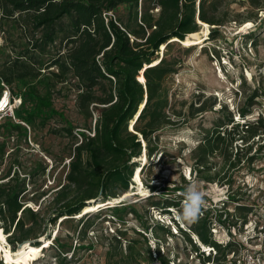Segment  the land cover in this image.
I'll use <instances>...</instances> for the list:
<instances>
[{"label": "rangeland", "instance_id": "obj_1", "mask_svg": "<svg viewBox=\"0 0 264 264\" xmlns=\"http://www.w3.org/2000/svg\"><path fill=\"white\" fill-rule=\"evenodd\" d=\"M207 1L218 24L198 22L196 32L203 44L188 46L172 39L158 52L173 69L163 78L164 112L171 123L153 133L151 144L156 150L149 158L142 142L143 158L133 160L144 168L132 178L131 193L92 202L80 213L49 224L50 240L38 238L44 241L39 248H44L31 263L24 247L32 237L12 248L10 233L0 228V264H160L159 253L168 264H264V0ZM114 14L125 18V7L120 5ZM38 34L29 26L23 31L12 18L0 17V70ZM68 47L57 40L49 51L59 48L65 53ZM52 71L55 65L26 78L48 98L47 107L33 112L34 103L23 104L19 95L8 94L9 103L0 111V182L16 173L25 177L22 202L42 222L53 212L49 201L65 183L80 133L92 135L97 116L92 105L90 115L77 107L80 89L73 75L60 80ZM1 85L0 98L9 93L6 84ZM10 88L25 89L17 80ZM5 101L6 96L0 106ZM247 124L252 125L253 135L243 132ZM233 128L244 139L235 135L232 142L234 152L235 147L244 149L237 155L239 162L230 156L225 140L207 157V171H191L202 137L220 132L229 139ZM202 175H209L211 181ZM193 181L204 192L206 203L202 215L189 223L178 213L182 193ZM23 217L28 226L32 216ZM192 227L206 230L218 249L202 244Z\"/></svg>", "mask_w": 264, "mask_h": 264}, {"label": "trees", "instance_id": "obj_2", "mask_svg": "<svg viewBox=\"0 0 264 264\" xmlns=\"http://www.w3.org/2000/svg\"><path fill=\"white\" fill-rule=\"evenodd\" d=\"M196 1L0 0V17L12 18L23 31L29 26L39 33L36 37L32 35L28 47L19 56L8 59L0 70V93L4 82L10 96L19 95L23 104L34 103L31 111L47 107L48 98L41 96L26 78L38 76L42 68L55 65L52 76L65 80L71 73L77 80L80 89L77 107L88 115L91 105L97 110L93 134L80 133V141L70 153L65 183L52 195L49 203L54 208L46 221L38 220L39 214L22 202L25 177L16 173L15 177L0 182V228L10 233L12 248L32 237L31 244L24 247L29 263L43 251L44 246L40 249L39 245L50 240L49 224L80 213L92 202L109 201L126 191L131 193L128 188L133 184L132 178L144 168L133 160L140 157L142 142L149 158L156 150L151 144L153 133L171 123L164 112L167 97L163 78L173 69L163 57H158L160 48L172 39L188 46L203 44L196 32L199 23L218 24L215 15L209 13L211 2L198 0L196 9ZM120 5L126 9L125 18L114 14ZM154 7L158 8L156 14L151 12ZM57 40L69 46L65 53H60L59 48L55 53L49 51ZM15 80L25 87L24 91L10 90ZM234 128L229 139L220 132L205 134L194 150L195 165L191 171L196 174L207 171V157L220 150V143L225 140L230 156L237 157L244 149L235 147L234 152L232 142L235 135L244 139ZM243 132L253 135L252 125L247 124ZM202 176L211 181L209 175ZM25 213L32 216L28 226ZM191 230L202 244L218 249L219 244L210 239L206 230L199 227ZM183 233L192 243L187 231ZM41 236L46 239L40 243ZM158 259L160 264H168L160 253Z\"/></svg>", "mask_w": 264, "mask_h": 264}, {"label": "clouds", "instance_id": "obj_3", "mask_svg": "<svg viewBox=\"0 0 264 264\" xmlns=\"http://www.w3.org/2000/svg\"><path fill=\"white\" fill-rule=\"evenodd\" d=\"M184 199L181 204V212L178 218L189 223L195 222L202 215V208L206 201L204 192L197 182H190L182 193ZM154 247V246H153Z\"/></svg>", "mask_w": 264, "mask_h": 264}, {"label": "bare ground", "instance_id": "obj_4", "mask_svg": "<svg viewBox=\"0 0 264 264\" xmlns=\"http://www.w3.org/2000/svg\"><path fill=\"white\" fill-rule=\"evenodd\" d=\"M4 96H6V101H5V104H4L3 106H0V111L3 110V109L7 106V104L9 103L8 96H7V92L3 95V97H4ZM3 97L0 98V103H1V101H2V99H3ZM21 246H22V245H21ZM21 246H20V247H21Z\"/></svg>", "mask_w": 264, "mask_h": 264}, {"label": "water", "instance_id": "obj_5", "mask_svg": "<svg viewBox=\"0 0 264 264\" xmlns=\"http://www.w3.org/2000/svg\"><path fill=\"white\" fill-rule=\"evenodd\" d=\"M131 130V129H130ZM22 245V243L18 244V248Z\"/></svg>", "mask_w": 264, "mask_h": 264}, {"label": "built area", "instance_id": "obj_6", "mask_svg": "<svg viewBox=\"0 0 264 264\" xmlns=\"http://www.w3.org/2000/svg\"><path fill=\"white\" fill-rule=\"evenodd\" d=\"M6 92H7V91H6ZM6 92H5V93H6ZM8 94H9V93L7 92V96H8Z\"/></svg>", "mask_w": 264, "mask_h": 264}]
</instances>
